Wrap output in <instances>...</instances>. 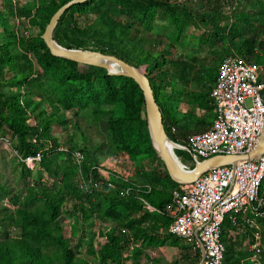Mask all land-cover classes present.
Instances as JSON below:
<instances>
[{
  "label": "trees",
  "instance_id": "1",
  "mask_svg": "<svg viewBox=\"0 0 264 264\" xmlns=\"http://www.w3.org/2000/svg\"><path fill=\"white\" fill-rule=\"evenodd\" d=\"M67 1L45 0L43 6L36 8L21 4L32 12L30 23L38 29L36 34L27 36L10 21L14 1L0 0V126L10 130L16 140L15 150L23 159L34 156L46 144L54 147L62 144L50 127L65 123L66 111L77 115L88 110L93 122L106 124L110 145L115 149L113 155L125 174L101 165L97 159L86 160L85 152L89 148L71 139L65 145L70 152L80 150L84 154V174L95 166L94 177L103 183L112 180L114 188L102 184L92 193L82 190L77 182L78 168L70 153L44 152L34 170L20 160L26 173L44 169L53 183L28 186L21 195L0 185L11 204L5 208L1 221L17 231L13 234L0 226V264H129L130 259V264H138L136 258L141 249L135 245L137 239L151 246L167 241L161 239L162 232L159 234V228L153 227L151 219L154 212H159L155 216L166 215L167 220L161 225L166 230L174 212L171 191L179 183L171 178L152 145L144 95L137 83L125 75L109 74L102 67L54 56L47 48L42 34L54 12ZM191 1L194 0H89L67 9L54 30L55 40L64 47L101 51L143 67L162 112L166 133L179 144H186L189 135L204 131L210 125L195 115V108L210 113L211 117L214 111L208 93L182 92L176 86L175 79L180 73L177 57L164 51L179 44L187 30ZM244 1L238 0L239 5L260 14L262 22L260 18L252 21L249 11L233 8L234 22L225 35L228 41L224 39L210 47L207 50L210 57L201 58L208 77L202 78L206 84L216 78L224 53L235 51L264 69V0ZM160 13L170 27L165 41H155L158 46L162 45L161 49L151 38ZM256 22L260 28H253L254 34H251L250 26ZM220 36L215 34L214 38ZM19 55L31 56L32 65L24 60L19 63ZM182 102L189 106L184 113L179 110ZM43 104L50 110L46 111ZM41 113L45 117L39 119L37 114ZM31 136L36 137L35 142ZM176 153L179 162L178 157L190 160L187 152L176 149ZM140 158L147 159L150 169L142 171V181L138 182L131 180L127 172ZM145 185L151 190L147 191ZM126 187L135 193L120 195V189ZM260 195L264 206V179ZM62 217L81 220L82 233L78 221L63 223ZM255 218L262 221L264 249V218ZM240 222V218L237 224L229 218L224 221L221 231L226 247L224 264H241L239 261L249 256L248 252L237 250L227 242L229 231L239 229ZM246 226L245 239H250L251 245L253 229L247 223ZM170 244L177 247V254L167 264H199L201 250L194 247L193 241L170 236ZM146 256L154 259L151 254Z\"/></svg>",
  "mask_w": 264,
  "mask_h": 264
},
{
  "label": "built area",
  "instance_id": "2",
  "mask_svg": "<svg viewBox=\"0 0 264 264\" xmlns=\"http://www.w3.org/2000/svg\"><path fill=\"white\" fill-rule=\"evenodd\" d=\"M208 95L214 104L209 127L189 135L186 144L177 145V149L189 154L193 166L213 155L247 154L255 148L264 128V69L230 52L219 62L217 76ZM30 138L35 142V136ZM53 150L70 153L78 168V185L85 192L92 193L102 184L108 188L115 187L110 179L103 183L94 177L92 171L97 169L95 166L84 174V154L80 150L70 152L63 144L57 147L46 144L34 156L21 160L27 168L34 170L42 154ZM181 162L186 169L193 167ZM263 179L264 152L254 159H239L235 164L210 167L192 182L179 183L171 191L174 212L166 234L193 241L194 247L202 246V264H224L226 247L221 240L224 221L229 218L237 224L241 215L251 212L254 217H247L245 222L253 229L250 245L253 253L249 258L252 264H256L254 260L261 252L262 233L255 217L264 218L260 195ZM144 188L151 190L149 185ZM137 191H141L140 188ZM133 193L131 187L122 188L119 192L122 196ZM123 232L127 233V230L123 229Z\"/></svg>",
  "mask_w": 264,
  "mask_h": 264
},
{
  "label": "rangeland",
  "instance_id": "3",
  "mask_svg": "<svg viewBox=\"0 0 264 264\" xmlns=\"http://www.w3.org/2000/svg\"><path fill=\"white\" fill-rule=\"evenodd\" d=\"M13 1L14 2L12 4V7L14 13L11 16L10 21L17 26L18 31L21 34L27 36L36 34L38 32V29L35 28L32 23H30L32 12L24 8L21 4L36 8L39 6H43L46 3L45 0ZM241 2L245 3L244 0H241ZM237 3L238 0L191 1L189 7L190 11L188 16L186 17V19H188L189 26L184 35L181 36L179 44L175 45L171 50L164 47V51L167 54L177 57L176 63L178 64L180 73L175 79V84L182 92H207L210 85L213 84L215 78H211V84H206L202 79H206L208 77L206 74H204V70L202 68L203 61L201 58H209L210 56H208L207 50L214 45H219L222 40L225 39V35H227L232 23L234 22L233 14L235 10L233 9V7H235L236 9H244L245 11H249V18L252 19V21H254V19L257 20L260 18V21L262 22L260 14L250 12L252 10H248V6L242 8L243 5L241 6L239 5V3ZM225 18H227V20ZM253 28L259 29V23L256 22L255 24L250 26L251 34H254ZM240 29H243L242 26H240ZM169 30L170 27L163 19V14L160 13V16L155 21L153 30L151 32V38L154 42L153 44L156 47H159L161 49L162 45L158 46L155 41L164 40V37L169 32ZM215 34L221 35L220 38H214ZM225 41L228 40L225 39ZM226 46L228 45L226 44ZM224 54L226 55L228 53ZM23 60L26 61V63L32 65L33 60L31 56L23 58L21 55H19L17 61L21 63ZM43 105H45L44 109L46 111L50 110L49 106H47L46 104ZM188 109L189 106L186 102H182L179 106V110L181 111V113L186 112ZM194 113L198 117L204 118L208 123H211L213 117H211L210 113H206L204 110H201L199 108H195ZM37 115L39 119L45 117L44 113ZM65 115L67 117V121L65 123H54L50 127L51 133L58 139L60 143L65 145V142L68 141V139H71L73 142H77L79 144H82L83 146H87L89 148V150H87L89 152V155H87L88 153L86 151V160L92 162L94 159H97L101 165H107L114 171L125 174L122 166L118 164L113 155L115 149L110 145V135L106 124L102 122H93L91 112L88 110L78 112L77 115H75L71 111H66ZM0 139H2L0 140V185L6 188L7 191L21 195L25 193L28 186H37L44 184L51 185L53 183V179L44 169H37V171H34L30 174L24 171V168L20 163L21 159L15 150L16 140L11 135L10 130H5L0 126ZM110 146L112 148H110ZM109 151L112 154H109ZM174 152L176 153V148L174 149ZM180 159L190 166H193L192 161H190L188 158ZM149 169L150 165L148 164L147 159L140 158L138 163L133 165V167L130 168V170L127 172V176L133 181L141 182L142 171H148ZM6 207H11V204L8 201V198L5 195L4 191L0 189V226L15 234L17 232L16 229L5 223H2L1 221V217L4 214ZM151 220H154L153 227L161 229L163 227L161 225H163L162 223L167 220V217L166 215L154 216ZM64 221H66V223H68L69 221H78L80 229L79 231H81L80 233H82L83 230L81 220L73 219L70 217L69 219H66L62 217V222L65 223ZM257 222L262 225L261 220H257ZM90 225L92 224L90 223ZM93 228L96 229L95 226ZM248 232L250 233V230H248ZM69 235L70 230H68V236ZM70 240L76 241V239L72 237H70ZM248 241L249 242L247 243L244 242L243 234L236 235L234 239V242L236 244L238 243L241 245L243 243L244 248L242 249V251L248 252L247 256H251L253 252L249 251L248 249L250 247V239H248ZM135 245L141 249V252L136 258L138 264H148V262L150 261L152 264H158L154 263V260H150V258L146 256V253L147 255H152V253H154L157 257H164L170 261L173 258L172 256L174 251L168 244H165L166 246L164 248H160L147 245L143 242L142 239H137ZM81 249L82 251H84V248ZM128 262L130 264L132 260L130 259ZM239 262L241 264L253 263L251 259H241V261ZM254 262L256 264H264V249H262V247L259 256L254 260Z\"/></svg>",
  "mask_w": 264,
  "mask_h": 264
},
{
  "label": "water",
  "instance_id": "4",
  "mask_svg": "<svg viewBox=\"0 0 264 264\" xmlns=\"http://www.w3.org/2000/svg\"><path fill=\"white\" fill-rule=\"evenodd\" d=\"M89 0H69L62 4L51 16L42 38L51 52L52 55L69 59L80 64L97 66L107 69L109 74H120L132 78L143 92L146 109V119L149 130V135L152 145L155 148L157 155L165 164V167L171 178L177 183L192 182L204 170L219 165L235 164L239 159H254L264 152V128L255 148L247 154L234 155V154H217L206 158L195 165L186 169L183 163L178 162L172 155L168 142H173L165 130L163 123V116L160 107L156 101L151 83L147 77L143 67H137L129 64L123 59L115 55L105 54L101 51L79 48H67L60 45L54 38V30L60 17L64 12L73 5L81 4ZM115 66L116 69H112ZM179 158V157H178ZM180 160V158H179ZM201 260L204 256V248L201 246Z\"/></svg>",
  "mask_w": 264,
  "mask_h": 264
},
{
  "label": "crops",
  "instance_id": "5",
  "mask_svg": "<svg viewBox=\"0 0 264 264\" xmlns=\"http://www.w3.org/2000/svg\"><path fill=\"white\" fill-rule=\"evenodd\" d=\"M211 86V85H210ZM210 88V87H209ZM208 91H209V89L207 90V92L206 93H208ZM208 97H209V95H208ZM158 215L159 214V212H154V215H153V217L155 216V215ZM247 217H252V213L251 212H248L247 213V215H241V217H240V228L239 229H237V230H234V231H229V234L227 235V242H229L230 243V245L232 246V247H234L235 249H237V250H240V251H242V249L244 248V244L242 243L241 245L240 244H236L235 242H234V239H235V236L236 235H239V234H243L244 235V242L245 243H247V242H249L248 241V239H245V234H246V232H247V226H246V222H245V219L247 218ZM166 227V226H165ZM165 227H162L161 229H159V234L161 233V239H163V240H167L166 242H164V244H157V245H152V246H156V247H160V248H164L167 244L168 245H170V247L173 249V251H174V253H173V258L171 259V261H173V260H175V257H176V254H177V247H174V246H172L171 244H170V236H168L167 234L165 235L164 234V232H165ZM166 244V245H165ZM156 249V248H155ZM249 249V251H251L250 250V247L248 248ZM246 250V249H245ZM250 256V255H249ZM249 256L248 257H246L245 259H250L249 258ZM152 257L154 258L153 260V262L154 263H158V264H167V263H169V262H171L170 260H167L166 258H164V257H157L154 253H152ZM166 261V262H165ZM149 264H152L151 263V261L150 262H148Z\"/></svg>",
  "mask_w": 264,
  "mask_h": 264
},
{
  "label": "bare ground",
  "instance_id": "6",
  "mask_svg": "<svg viewBox=\"0 0 264 264\" xmlns=\"http://www.w3.org/2000/svg\"><path fill=\"white\" fill-rule=\"evenodd\" d=\"M113 67H115V66H113ZM168 147H169V149H170L172 155L174 156V158L177 160V158H176V156H175V154H174V152H173L175 148L177 149V145H176L175 143H173V142H168ZM177 161H178V160H177ZM178 162H179V161H178Z\"/></svg>",
  "mask_w": 264,
  "mask_h": 264
}]
</instances>
